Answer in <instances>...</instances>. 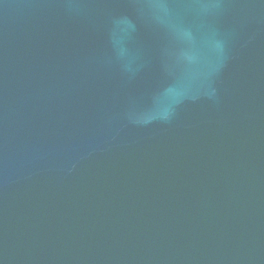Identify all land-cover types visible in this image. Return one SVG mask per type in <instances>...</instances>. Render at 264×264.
I'll list each match as a JSON object with an SVG mask.
<instances>
[{
	"label": "water",
	"instance_id": "95a60500",
	"mask_svg": "<svg viewBox=\"0 0 264 264\" xmlns=\"http://www.w3.org/2000/svg\"><path fill=\"white\" fill-rule=\"evenodd\" d=\"M0 264H264V0H0Z\"/></svg>",
	"mask_w": 264,
	"mask_h": 264
},
{
	"label": "clouds",
	"instance_id": "9594fccd",
	"mask_svg": "<svg viewBox=\"0 0 264 264\" xmlns=\"http://www.w3.org/2000/svg\"><path fill=\"white\" fill-rule=\"evenodd\" d=\"M201 7H209L208 5H201ZM212 7H215V5H213ZM153 8H156V9H167V5L165 4H153Z\"/></svg>",
	"mask_w": 264,
	"mask_h": 264
}]
</instances>
